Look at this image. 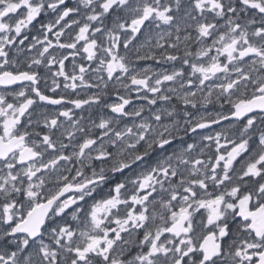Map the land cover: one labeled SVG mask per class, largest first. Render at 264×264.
I'll use <instances>...</instances> for the list:
<instances>
[{"label":"snow or ice","instance_id":"snow-or-ice-1","mask_svg":"<svg viewBox=\"0 0 264 264\" xmlns=\"http://www.w3.org/2000/svg\"><path fill=\"white\" fill-rule=\"evenodd\" d=\"M0 264H264V0H0Z\"/></svg>","mask_w":264,"mask_h":264},{"label":"flooded vegetation","instance_id":"flooded-vegetation-1","mask_svg":"<svg viewBox=\"0 0 264 264\" xmlns=\"http://www.w3.org/2000/svg\"><path fill=\"white\" fill-rule=\"evenodd\" d=\"M143 63V62H142Z\"/></svg>","mask_w":264,"mask_h":264}]
</instances>
